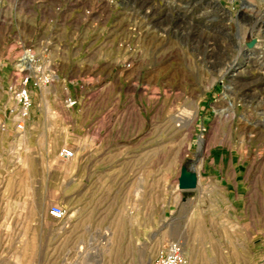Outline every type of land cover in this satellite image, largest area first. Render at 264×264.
<instances>
[{
  "label": "rangeland",
  "instance_id": "1",
  "mask_svg": "<svg viewBox=\"0 0 264 264\" xmlns=\"http://www.w3.org/2000/svg\"><path fill=\"white\" fill-rule=\"evenodd\" d=\"M33 2L0 0V62L52 76L0 117V264H264V0Z\"/></svg>",
  "mask_w": 264,
  "mask_h": 264
},
{
  "label": "built area",
  "instance_id": "2",
  "mask_svg": "<svg viewBox=\"0 0 264 264\" xmlns=\"http://www.w3.org/2000/svg\"><path fill=\"white\" fill-rule=\"evenodd\" d=\"M35 62V52L30 48L20 50L16 56V67L12 76L14 80L8 88L12 92L14 100V106L9 110L10 122H12L13 129L17 132L23 130L31 106L29 86H47L52 81L51 75L41 72L32 77ZM67 104L72 105L73 101L68 98ZM59 156L64 159H72L74 151L64 147L60 149ZM49 214L54 219L60 220L64 218L65 210L61 206L53 205L49 209ZM149 264H186L182 243L178 240H168Z\"/></svg>",
  "mask_w": 264,
  "mask_h": 264
},
{
  "label": "crops",
  "instance_id": "3",
  "mask_svg": "<svg viewBox=\"0 0 264 264\" xmlns=\"http://www.w3.org/2000/svg\"><path fill=\"white\" fill-rule=\"evenodd\" d=\"M20 1V5L22 8L27 9V8H33V0H16V2ZM29 17V19H28ZM9 18L7 17L6 20H8ZM32 23V18L31 16H25L24 18H22L21 23L25 24L28 22ZM17 22V21H16ZM33 24V23H32ZM19 35V34H18ZM18 37H21L20 35ZM13 52H9L7 54V56L5 57V60H14L15 56L14 54H12ZM11 67L12 66H8L7 64H3L0 62V117L5 116V114H8L9 110L14 106V100H13V96H12V92L9 90V85L10 83L14 80V78L12 76H10V72H11ZM17 81V79H16ZM30 88V87H29ZM37 101H42L43 104H49V99L46 97H42V98H38ZM34 105H36V103L32 102L31 106L29 108V115H28V119L26 120L27 122H31V120H33V114H34ZM47 128H50V132L51 129L54 128V123L52 120L48 119L47 120ZM45 126V127H46ZM13 129V128H12ZM12 131H15L14 129Z\"/></svg>",
  "mask_w": 264,
  "mask_h": 264
},
{
  "label": "bare ground",
  "instance_id": "4",
  "mask_svg": "<svg viewBox=\"0 0 264 264\" xmlns=\"http://www.w3.org/2000/svg\"><path fill=\"white\" fill-rule=\"evenodd\" d=\"M253 14V13H252ZM263 30V29H262ZM231 63V62H230ZM226 70V69H225ZM248 89V88H247ZM247 92V91H246Z\"/></svg>",
  "mask_w": 264,
  "mask_h": 264
}]
</instances>
